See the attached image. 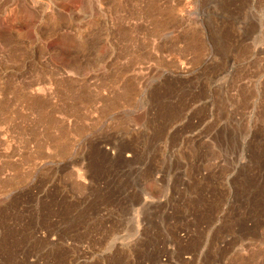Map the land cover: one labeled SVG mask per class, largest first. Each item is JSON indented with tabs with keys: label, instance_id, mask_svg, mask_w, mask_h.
<instances>
[{
	"label": "rangeland",
	"instance_id": "obj_1",
	"mask_svg": "<svg viewBox=\"0 0 264 264\" xmlns=\"http://www.w3.org/2000/svg\"><path fill=\"white\" fill-rule=\"evenodd\" d=\"M0 264H264V0H0Z\"/></svg>",
	"mask_w": 264,
	"mask_h": 264
}]
</instances>
